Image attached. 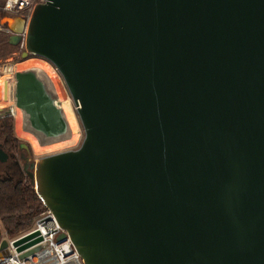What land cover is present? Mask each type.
<instances>
[{
  "label": "water",
  "instance_id": "1",
  "mask_svg": "<svg viewBox=\"0 0 264 264\" xmlns=\"http://www.w3.org/2000/svg\"><path fill=\"white\" fill-rule=\"evenodd\" d=\"M5 26L83 129L27 174L83 264H264V0H45ZM13 76L24 126L67 138L45 76Z\"/></svg>",
  "mask_w": 264,
  "mask_h": 264
},
{
  "label": "built area",
  "instance_id": "2",
  "mask_svg": "<svg viewBox=\"0 0 264 264\" xmlns=\"http://www.w3.org/2000/svg\"><path fill=\"white\" fill-rule=\"evenodd\" d=\"M43 3L45 0H4L0 4V20L1 17L16 16L27 21L35 6ZM0 34L6 36L7 39L12 34L11 30L2 25L1 21ZM22 37L24 38V33ZM18 47L23 49V41ZM5 68L6 66H4ZM6 116L14 118L12 108L0 110V118ZM33 233H38L41 241L32 247L17 252L16 247L13 246L14 242ZM1 235L2 241L7 242L8 252H0V264H83L66 232L59 227L53 215L46 209L38 215L32 228L25 234L16 238H8L3 231ZM61 235L65 236L64 240H59ZM35 248L36 251L24 255Z\"/></svg>",
  "mask_w": 264,
  "mask_h": 264
},
{
  "label": "trees",
  "instance_id": "3",
  "mask_svg": "<svg viewBox=\"0 0 264 264\" xmlns=\"http://www.w3.org/2000/svg\"><path fill=\"white\" fill-rule=\"evenodd\" d=\"M4 0H0L2 4ZM7 37L0 34V60H5L12 52L18 51L16 62H21L18 46L8 44ZM29 146L18 140L12 130V117L0 118V146L8 156H16L20 146ZM33 157V156H32ZM6 164H0V243L2 232L8 238L19 237L28 232L38 215L45 210L38 199L33 186L26 177L17 171H6Z\"/></svg>",
  "mask_w": 264,
  "mask_h": 264
},
{
  "label": "bare ground",
  "instance_id": "4",
  "mask_svg": "<svg viewBox=\"0 0 264 264\" xmlns=\"http://www.w3.org/2000/svg\"><path fill=\"white\" fill-rule=\"evenodd\" d=\"M28 69H34L40 73L42 70L44 74H46L47 77L51 79L52 90L56 96L58 95L59 103L62 102V105L60 103V107L62 109L63 116L68 124V128L70 131L69 136L67 138L56 140L53 142L45 141L41 144L38 138L35 136V134H33L24 126L22 113L18 108H15L14 106V98L12 92L10 91L11 93L8 96V98L4 99L3 97L4 77L1 76H0V110L5 108H12L14 122H15V126L13 128L14 134L17 138L24 139L27 142H29L31 149L35 155H42L45 153L53 152L54 150L60 148L72 146L79 137L78 125L74 115V109L76 112V108L75 107L73 108L71 106L70 101L66 96V93L60 83L61 78L59 77L55 69L46 61L28 60L21 62L17 65L15 64L6 67L3 71V74L5 73L4 76H6L9 72L11 74L13 72L15 73L16 70L24 71ZM69 119L71 122H69Z\"/></svg>",
  "mask_w": 264,
  "mask_h": 264
},
{
  "label": "rangeland",
  "instance_id": "5",
  "mask_svg": "<svg viewBox=\"0 0 264 264\" xmlns=\"http://www.w3.org/2000/svg\"><path fill=\"white\" fill-rule=\"evenodd\" d=\"M15 20H16V16H13V17H11V18H9V16L8 17H1V23H2V25H6V24H8L10 27H12L13 25H14V23H15ZM23 50V49H22ZM22 52V51H21ZM18 51L17 52H12L10 55H8V57L5 59V60H0V76L1 77H4V81L6 80V81H8V83H9V89H10V87L14 84V76H13V73H11L10 74V72L6 75V76H4V74H3V71H4V66H6V67H9V66H11V65H17V64H19V63H21V62H16V59L18 58ZM37 61H39V60H37ZM44 61V60H43ZM19 71V70H18ZM56 71V70H55ZM16 72H17V70H16ZM43 71L41 70V73H42ZM57 72V71H56ZM43 74H44V72H43ZM58 74V73H57ZM59 75V74H58ZM45 76L47 77V75L45 74ZM60 77V76H59ZM61 78V77H60ZM48 82V81H47ZM60 83H61V85H62V87H63V89H64V91H65V93H66V96L68 97V99H69V101H70V104H71V106L74 108V105H73V103H72V101H71V99H70V96H69V94H68V92H67V90H66V88H65V86H64V84H63V82H62V79H60ZM57 99H58V95H57ZM58 101H59V99H58ZM61 103V105H62V102H60ZM2 110H6V108L5 109H2ZM74 115H75V118H76V122H77V125H78V130H79V137H78V139H77V141L72 145V146H69V147H65V148H60V149H57V150H54L53 152H49V153H45V154H42V155H35L34 153H33V151H32V149H31V146H30V144H29V142H27L26 140H24V139H20V138H17L16 136H15V134H14V126H15V122H14V118H12V130H13V134H14V136L18 139V140H20V141H22V142H24V143H27L28 144V146H29V154L31 155V156H33L34 158H36V160L39 158V157H42V156H44V155H50V154H54V153H58V152H63V151H69V150H76V149H78V147L80 146V144H81V142H82V140H83V129H82V126H81V123H80V121H79V119H78V116L76 115V112H75V109H74Z\"/></svg>",
  "mask_w": 264,
  "mask_h": 264
},
{
  "label": "flooded vegetation",
  "instance_id": "6",
  "mask_svg": "<svg viewBox=\"0 0 264 264\" xmlns=\"http://www.w3.org/2000/svg\"><path fill=\"white\" fill-rule=\"evenodd\" d=\"M29 58H30L29 60L43 61L40 59H33V57H31V56ZM26 61H28V60H26ZM40 74H42V73H40ZM42 75L45 76V74H42ZM45 78L48 81L50 88L52 89L51 79L49 77H46V76H45ZM61 97H62V95H61ZM69 122H71L70 119H69ZM35 160H36V158L32 157L29 154V149L27 146H25V147L20 146V151L18 152V154L14 157L8 156V160L3 164H6L5 165L6 171H17V173H19L20 176L26 177L28 179L27 174L30 172L29 166Z\"/></svg>",
  "mask_w": 264,
  "mask_h": 264
},
{
  "label": "crops",
  "instance_id": "7",
  "mask_svg": "<svg viewBox=\"0 0 264 264\" xmlns=\"http://www.w3.org/2000/svg\"><path fill=\"white\" fill-rule=\"evenodd\" d=\"M10 18V17H9ZM40 73V72H39Z\"/></svg>",
  "mask_w": 264,
  "mask_h": 264
}]
</instances>
